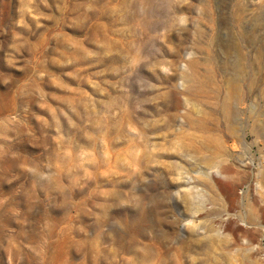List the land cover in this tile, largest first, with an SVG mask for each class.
Here are the masks:
<instances>
[{
    "label": "rangeland",
    "instance_id": "374dc122",
    "mask_svg": "<svg viewBox=\"0 0 264 264\" xmlns=\"http://www.w3.org/2000/svg\"><path fill=\"white\" fill-rule=\"evenodd\" d=\"M0 264H264V0H0Z\"/></svg>",
    "mask_w": 264,
    "mask_h": 264
}]
</instances>
